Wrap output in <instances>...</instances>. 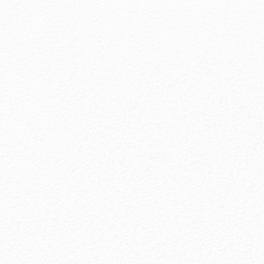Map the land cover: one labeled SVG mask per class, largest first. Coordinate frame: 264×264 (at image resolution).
I'll use <instances>...</instances> for the list:
<instances>
[{"label":"snow or ice","instance_id":"snow-or-ice-1","mask_svg":"<svg viewBox=\"0 0 264 264\" xmlns=\"http://www.w3.org/2000/svg\"><path fill=\"white\" fill-rule=\"evenodd\" d=\"M0 264H264V0H0Z\"/></svg>","mask_w":264,"mask_h":264}]
</instances>
